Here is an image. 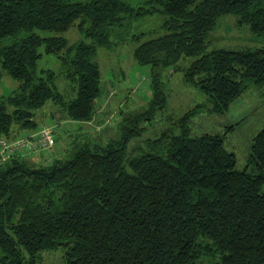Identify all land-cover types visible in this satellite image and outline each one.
I'll return each mask as SVG.
<instances>
[{
    "label": "trees",
    "instance_id": "16d2710c",
    "mask_svg": "<svg viewBox=\"0 0 264 264\" xmlns=\"http://www.w3.org/2000/svg\"><path fill=\"white\" fill-rule=\"evenodd\" d=\"M226 15L264 38V0H0V84L4 74L17 82L0 95V139L38 132L48 103L92 121L100 48L133 40L135 61L150 70L147 109L128 107L114 135L79 131L82 141L44 163L15 155L0 165V264H41L60 248L59 264H264V128L240 169L225 135L191 127L206 105L224 114L264 87V48L208 51ZM137 23L154 25L130 35ZM73 28L84 39L70 44ZM44 54L59 72L41 68ZM180 71L207 102L145 137L164 115L165 78Z\"/></svg>",
    "mask_w": 264,
    "mask_h": 264
},
{
    "label": "rangeland",
    "instance_id": "374dc122",
    "mask_svg": "<svg viewBox=\"0 0 264 264\" xmlns=\"http://www.w3.org/2000/svg\"><path fill=\"white\" fill-rule=\"evenodd\" d=\"M142 1L134 0V3ZM150 24L147 23L142 26L141 23H137L130 31V35L144 32V29L154 25V23ZM65 37L69 40L70 44L84 39L77 28H73L67 32ZM150 38L154 37L148 36L145 39ZM136 47L137 43L131 40L113 49H99L97 62L102 72L103 87L99 103L104 108L101 109L99 115L103 113L106 121L101 124L97 123V119H94L93 123H91L92 121L88 122L90 127L89 129L87 128L88 134H86V138L99 136L101 140L104 137L100 133H102V130H107L108 126H110V129H113L114 135L117 132L116 128L120 122L119 120L124 114H127L128 107L137 111L147 109L145 97H148L146 93L150 90V70L140 67L135 61L134 52ZM261 48H264V38L253 36L248 27L240 25L237 17L233 15L219 18L217 28L208 38V51L217 49L256 50ZM40 66L41 68L53 69L57 72L60 70L58 60L45 54ZM172 73H170L172 76L169 74L168 79L165 78L168 102L164 109V115H161L159 120H153L151 124L147 122L148 130L145 137L155 136L164 128H167L165 116L180 117L197 104L207 102L206 95L186 83L183 71ZM166 74L168 75L167 72ZM16 86L17 82L4 74L0 84V95H10ZM67 86L66 81H59V87L62 92H64ZM51 105V103H48L46 105L48 109L42 112V116L40 117L42 126L40 130L43 127L52 128L55 131V137L57 136L55 145L51 150L42 151L26 158L31 159L34 156L45 153L50 154V157L47 159L48 161L57 151H61L77 138L79 141H82L83 136L77 134L80 133L77 128H70L66 123L67 121H65V117H63V113L57 110L53 112V108H49ZM207 107L208 105H206V112L197 116L191 124L193 135H202L204 133L225 135L226 146L230 152L236 154L238 167L246 169L253 139L264 128V87H250L241 97L232 103L230 109L224 114H212ZM124 110H126L125 113H123ZM52 112L54 116L53 119H50L49 116ZM58 119L62 123L57 122ZM96 123L98 125L94 127ZM83 131L85 132L86 130ZM108 132L106 131V135H111L112 132ZM70 134L72 135L70 136ZM58 145L61 146L60 149ZM250 171L253 170L250 169ZM63 254L64 252L61 248L56 251H47L43 254V262L41 264H59L63 261Z\"/></svg>",
    "mask_w": 264,
    "mask_h": 264
},
{
    "label": "built area",
    "instance_id": "2783aa9c",
    "mask_svg": "<svg viewBox=\"0 0 264 264\" xmlns=\"http://www.w3.org/2000/svg\"><path fill=\"white\" fill-rule=\"evenodd\" d=\"M55 141V131L50 127H43L32 135L17 139H1L0 165L15 155L29 157L42 151L51 150L55 145Z\"/></svg>",
    "mask_w": 264,
    "mask_h": 264
},
{
    "label": "crops",
    "instance_id": "0c3cea01",
    "mask_svg": "<svg viewBox=\"0 0 264 264\" xmlns=\"http://www.w3.org/2000/svg\"><path fill=\"white\" fill-rule=\"evenodd\" d=\"M99 106H100V108H99V110H98V113H97V115H96V117L94 118V119H97L98 120V122L97 123H104L105 121H106V118H105V116H103V113L101 114V115H99V112L101 111V109L103 108V107H101V105L99 104ZM104 109V108H103ZM107 111V110H106ZM105 111V112H106ZM104 112V113H105ZM107 114V113H106ZM99 115V116H98ZM66 119V118H65ZM93 119V120H94ZM93 120H92V122L91 123H93ZM65 121H67L66 123L69 125V127L70 128H77V130L78 131H81L82 132V130H86L85 132H87V128L89 129V127H90V124H88V123H85V122H74V121H71V120H68V119H66ZM57 122H59V123H62V121H60L59 119L57 120ZM64 123V122H63ZM90 123V122H89ZM95 124L94 125V127H96V125H98V124ZM92 127V126H91ZM104 129V128H103ZM104 130H102V132H103ZM84 132V131H83ZM58 134V133H57ZM57 137V136H56ZM60 145H58V148L60 149ZM58 152V151H57ZM50 157V154H45V153H43L42 155H39V156H34V157H32L31 158V161H33V162H35V163H44V162H46L47 161V159Z\"/></svg>",
    "mask_w": 264,
    "mask_h": 264
}]
</instances>
